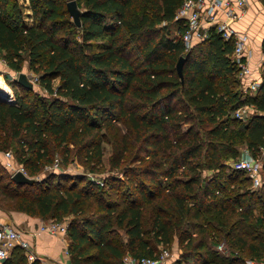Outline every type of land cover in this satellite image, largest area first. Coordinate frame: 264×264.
<instances>
[{
	"label": "trees",
	"instance_id": "trees-1",
	"mask_svg": "<svg viewBox=\"0 0 264 264\" xmlns=\"http://www.w3.org/2000/svg\"><path fill=\"white\" fill-rule=\"evenodd\" d=\"M67 2L30 0L29 25L19 0H0V56L16 71L28 63L50 95L31 100L33 88L9 79L12 98L0 96V153L11 150L36 175L54 161L52 145L63 148L66 163L73 143L94 170L102 162L103 124L121 116L138 140L148 131L152 144L144 156L154 168L162 166L161 152L171 162L167 176L189 163L175 183L184 191L163 193L157 177L150 178L155 187H148L129 174L128 188L116 176L100 184L55 172L18 183L0 157V209L59 221L69 217L73 264L156 257L175 232L184 246L177 264H246L249 257L263 256L264 183L253 188L251 176L227 167L225 159L237 158L243 145L262 159L264 177V68L251 93L239 76L233 38L213 27L188 48L185 19L176 18L183 0H77L80 25ZM181 56L183 79L177 69ZM4 87L0 83V92ZM245 104L254 107L246 120L235 115ZM182 122L191 124L182 130ZM203 153L205 164L193 163ZM203 165L212 177L203 175ZM65 177L72 179L69 184H62ZM113 182L120 185L109 189ZM152 204L146 226L145 207ZM224 241L229 253L216 248ZM1 264L43 262L29 260L17 245Z\"/></svg>",
	"mask_w": 264,
	"mask_h": 264
},
{
	"label": "rangeland",
	"instance_id": "rangeland-1",
	"mask_svg": "<svg viewBox=\"0 0 264 264\" xmlns=\"http://www.w3.org/2000/svg\"><path fill=\"white\" fill-rule=\"evenodd\" d=\"M20 3L24 6V11H25V20L26 22L30 25L34 22V18L29 15V13L32 12L31 7L29 6L30 0H19ZM196 40V39H195ZM24 71L26 72L27 76L29 79H31L34 82L33 89L31 92H29V98L32 100L35 98L36 95H41L49 98V93L45 89L43 85L39 83V80L37 79L38 73L34 72L28 65V63H25L22 67L21 70L16 71L11 69L8 65L7 62L4 60L3 57L0 56V77H1V82L4 83V86L6 88V91L4 92L5 95H7L8 98L7 100H10L12 98V93H13V88L10 85L9 79H17L19 72ZM55 84L58 83V79H56ZM11 88V94L8 96V89ZM22 91V90H21ZM245 109H247L248 105L245 104L243 105ZM251 106V105H249ZM249 114L248 112L245 113V117L243 118L244 120L248 119ZM195 122V121H194ZM114 124H108L104 123L103 127L101 129V136H102V151H103V156H102V162L100 164H97L96 168L93 170L91 169L92 162L88 161V159L84 158V154H79L78 153V146H74L73 143L69 145L70 147V154H69V159L65 163L63 162L64 155H63V148L60 147H55V145H52V154H53V159L54 161L46 166V169L43 171L41 174H36V175H30L25 166L20 163L17 159V157L13 156L11 160L13 161V167L8 168L9 170L7 172L14 173V171L18 170L19 168L21 169L24 167V171L32 177H35V179H43L44 177L47 176L48 173L50 172H55L57 174H70L72 176H81L86 177V179H91V180H98L100 184L104 183L106 180H111L113 176H116L117 178L121 179L122 186L124 188L129 187V182L127 181V174L133 175L135 178V181L137 182L136 184L144 181L145 184L149 187H155L152 185L150 182V178L157 177L162 185L164 186V192H168L170 189L174 191H184V187L182 184L179 183V185L175 186V183L185 177V173L187 172V168L184 166H189L188 162H184L182 166L179 168V170L172 176H167L166 171L170 170V160H165L166 154L161 152L159 155L158 160L161 162L162 166L160 168H154V165L151 164L149 161L152 159H147L148 156H144V153L147 150H150L148 148H151L150 139H146V135L148 134V131H146L145 135L138 140L136 137V132L132 128L131 124L129 123L128 120L124 119V117H117V119H114L113 121ZM191 124L190 122H186L181 124L182 130L187 128ZM196 124V123H195ZM208 125V124H204ZM201 132L204 133L205 128L203 127L200 129ZM128 146V147H127ZM147 146V147H146ZM127 149H125V148ZM241 149L244 147L243 145L240 146ZM51 154V155H52ZM14 155V153H13ZM143 156V157H142ZM228 156V155H227ZM226 157V154L224 155V158ZM121 158L120 165L116 166L117 160ZM207 155L202 154L200 157H197L193 159V163L195 162H203L205 164V161L207 160ZM96 159V158H95ZM235 159V157H228L225 159V163L227 164V167L231 168L230 164L232 161ZM149 160V161H148ZM6 170V169H5ZM232 170V169H230ZM163 172V173H160ZM202 173L205 175L207 178L212 177L213 175V170L212 169H207L206 165L202 166ZM2 176V175H1ZM3 176L6 177V175L3 173ZM78 179L80 183H84L87 180L86 179ZM59 179H54V185H57V181ZM65 183L62 184H69L72 179H68L67 177L64 178ZM97 182V183H98ZM120 185L119 182H113L112 184L109 185V189L113 187H118ZM149 190V188H147ZM157 192V191H156ZM155 192V193H156ZM154 193V194H155ZM162 193V194H163ZM158 199V197H155ZM155 199V201L157 200ZM153 208V204L149 207H145V216H144V221L146 226H149L151 218L149 216V213L151 212V209ZM71 217V216H70ZM67 220L69 219L66 218ZM48 220V219H44ZM124 238L125 235H123ZM225 242V241H224ZM161 244H157V252L160 251L161 249ZM184 246L183 243L180 242V238L177 234V232L174 233L173 240L169 248H167L171 255H170V264H177L176 260L180 256ZM165 249L162 248V250ZM250 258V257H249Z\"/></svg>",
	"mask_w": 264,
	"mask_h": 264
},
{
	"label": "built area",
	"instance_id": "built-area-1",
	"mask_svg": "<svg viewBox=\"0 0 264 264\" xmlns=\"http://www.w3.org/2000/svg\"><path fill=\"white\" fill-rule=\"evenodd\" d=\"M247 4L248 0H183L177 10L176 18L185 19L187 28L182 36L187 47L189 48L195 39L199 40L206 37L210 29L214 27L222 33L224 38L234 39L233 57L240 67L239 76L244 77L248 75L251 72L249 56L245 58L246 55H244L248 36L237 31L232 25V21L241 16ZM220 10H223L225 13L224 18H218V12ZM262 64L264 65V56ZM259 86L260 82L253 79L248 82L247 88L249 90H256ZM243 107L240 106L235 111V115L239 118H244L247 112L249 114L248 108L245 109ZM0 154L4 156L5 165L8 168L13 167L11 158L14 155L12 151L8 150ZM230 166L234 169L246 171L252 178L253 188H259L264 183L262 159L254 156L249 148L243 147L240 155L232 161ZM18 170L24 171V167ZM24 172L26 173V171ZM68 226L69 220L67 219L61 221L48 219L40 222L39 229L52 234H68ZM17 245L24 248L29 260L40 258L33 244L27 239L22 230L0 219V264L10 255L11 250ZM216 248L222 252L229 253L225 242L219 243ZM66 251L69 252V250ZM170 255L171 253L168 249H163L159 256L156 257L126 255L124 257V264H168ZM42 262L43 264H52V262L46 260ZM246 264H264V255L261 257L247 258Z\"/></svg>",
	"mask_w": 264,
	"mask_h": 264
},
{
	"label": "crops",
	"instance_id": "crops-1",
	"mask_svg": "<svg viewBox=\"0 0 264 264\" xmlns=\"http://www.w3.org/2000/svg\"><path fill=\"white\" fill-rule=\"evenodd\" d=\"M223 10L218 12V18H224ZM233 27L248 36V42L245 48V58L249 56V65L251 72L244 76V84L247 88L251 80L260 81L262 78L264 65L262 64L264 56V0H248L241 16L232 21ZM198 41L196 39L194 42ZM248 89V88H247ZM255 93L256 90H249ZM248 105V110L253 111L254 107ZM4 161V156L0 154ZM0 219L10 223L24 232V235L31 241L33 247L40 256L52 264H73L69 250L70 238L68 234H52L47 231H41L39 224L44 218L32 216L22 211H5L0 209ZM168 264H170V257Z\"/></svg>",
	"mask_w": 264,
	"mask_h": 264
},
{
	"label": "water",
	"instance_id": "water-1",
	"mask_svg": "<svg viewBox=\"0 0 264 264\" xmlns=\"http://www.w3.org/2000/svg\"><path fill=\"white\" fill-rule=\"evenodd\" d=\"M68 5V9L70 11V14L73 16L75 22L77 25L81 24V14H82V10L78 5L77 0H68L67 2ZM184 61H185V56H181L178 60L177 63V69H178V73L181 76V78H184V72H183V68H184ZM17 80L27 86L32 88L34 85V82L29 79V77L27 76L26 72L21 71L18 74V78ZM0 96L3 98H8L7 95H5V93L0 92ZM13 180H15L18 183H31L35 180L34 177H31L29 175H27L24 171L22 170H18L16 171L13 175H12Z\"/></svg>",
	"mask_w": 264,
	"mask_h": 264
},
{
	"label": "bare ground",
	"instance_id": "bare-ground-1",
	"mask_svg": "<svg viewBox=\"0 0 264 264\" xmlns=\"http://www.w3.org/2000/svg\"><path fill=\"white\" fill-rule=\"evenodd\" d=\"M6 91V88L4 87V92Z\"/></svg>",
	"mask_w": 264,
	"mask_h": 264
}]
</instances>
